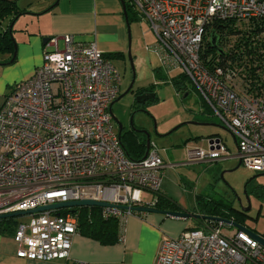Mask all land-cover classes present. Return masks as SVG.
<instances>
[{"label": "built area", "instance_id": "obj_1", "mask_svg": "<svg viewBox=\"0 0 264 264\" xmlns=\"http://www.w3.org/2000/svg\"><path fill=\"white\" fill-rule=\"evenodd\" d=\"M127 3L154 35L150 50L160 68L181 71L234 139L240 165L264 174V72L257 87H247L230 69L205 65L203 57L213 31L242 29L264 19V0ZM218 41L225 53L228 45H220V36ZM45 44L41 65L14 85L0 106V215L80 200L145 206L142 194L161 189L164 163L153 143L142 159L124 152L110 109L121 91L120 74L94 43L64 35ZM229 155L222 139L212 138L207 150L190 151L189 160L212 163ZM77 209L23 216L27 222L17 223L13 233L16 257L68 260L78 234ZM100 209L101 218L117 219L120 243L125 219L135 212ZM222 226L227 225L204 221L201 229L164 240L155 264H264V248L257 241L245 231L226 234Z\"/></svg>", "mask_w": 264, "mask_h": 264}, {"label": "rangeland", "instance_id": "obj_2", "mask_svg": "<svg viewBox=\"0 0 264 264\" xmlns=\"http://www.w3.org/2000/svg\"><path fill=\"white\" fill-rule=\"evenodd\" d=\"M126 1L128 2V0ZM16 2L18 6L24 8L31 7L30 3L24 0H17ZM36 8L34 7V9ZM26 13L31 14L30 12ZM36 16L39 15L36 14ZM29 17L31 16L22 17L12 27L11 37L16 47L17 57L11 65L0 66L1 104L15 84L28 79H22V77L29 72L34 56H31L25 47L20 46V44L26 45L29 37L18 31L21 28H25L27 24L30 25ZM133 22L134 26L137 27L135 32L138 35V41L135 42L133 47L135 54L131 52L132 47L130 46L131 61L128 58L129 54L124 61L112 60L113 66L121 77L120 97L131 83L132 64L135 73L133 89L151 88L157 100L151 101L139 108L138 103H135L138 101H136L131 93L123 95L114 104L112 109L116 121L120 122L126 129L130 128V122L132 121L134 128L148 131L150 143L157 145L166 163L189 162L187 151L196 149L207 150L208 146L204 140L208 136L207 132H216L219 136H222L226 140L230 153L236 155V145L231 135L220 129V127H223L220 120L208 109L191 82L188 79L184 80L187 90L184 94H181L183 92L176 91L170 79L159 77V74H161L160 70L162 69H160L158 57L150 51L155 46V37L145 22L137 21V19ZM28 29L31 30L32 28L29 27ZM10 56L8 52H0V63L9 61ZM168 74L170 78H174L180 75L181 71L176 70ZM151 96V93H147L144 95V98L149 99ZM198 120H202V122L206 121L208 124L216 125L219 128L189 124L195 123ZM116 121H114L115 130H117ZM165 150H167V153ZM175 174L173 173L175 177L187 181L192 192L202 195V199L199 201L200 206L208 204L210 210L216 208L234 222H237V224L244 225L264 236L263 174H255L247 170L242 165H239L236 158L223 164L203 163L178 166L175 168ZM238 199H240L242 208L250 207L248 215L241 216L235 212L236 207H238L237 205H239ZM225 206H228V209ZM204 216L208 215L205 214ZM12 219L17 223H25L28 220L27 217L23 216ZM195 228L201 229L200 226H195ZM221 230L229 234L234 231V228L222 226Z\"/></svg>", "mask_w": 264, "mask_h": 264}, {"label": "crops", "instance_id": "obj_3", "mask_svg": "<svg viewBox=\"0 0 264 264\" xmlns=\"http://www.w3.org/2000/svg\"><path fill=\"white\" fill-rule=\"evenodd\" d=\"M11 1L16 2L17 0ZM24 1L29 2L31 7L24 8L18 6L16 2L17 7L21 11L30 12L31 14L25 13L17 18L14 24L24 16H31L29 17L30 25L27 24L25 28L19 29L18 32H22V34H26L29 37L28 43L26 44L25 42L26 45L20 44V46L25 47L26 51H29L28 53L34 57L29 72L22 79H29L35 69L41 65L42 53L46 45L43 43V40L50 37L61 38L64 35H72L76 42L94 43L97 49L110 62L112 60H126L128 54L130 56V46L132 47L131 52L135 54L133 47L135 42L138 41V35L135 32L137 27L134 26L133 21L126 23L121 4L123 0ZM34 7L37 8L34 9ZM36 14L39 16H36ZM137 21H139L138 18ZM29 27L32 29H28ZM58 43L60 49H63V42L59 40ZM9 61L0 63V66H6L4 64ZM160 71V78L172 80L168 74L170 72L165 70ZM164 72L165 74H163ZM189 124L218 127L210 125L206 121L202 122V120ZM207 133L208 136L204 138L207 146L208 140L212 138L222 139L226 144V140L216 132ZM140 142H143V140L140 139ZM227 149L229 150L228 146ZM190 151L192 150L187 151L188 158ZM165 152L167 153V150ZM160 156L164 163L161 189L158 193L144 192L142 194L144 205H151L154 201L156 204L157 196L159 195L176 203L181 208V211L185 210L193 214L205 215L204 212H199L200 208H198V202L199 199H202V195L192 192L187 181L173 175V173L175 174V168L178 166L203 164V162H191L189 160V162L184 163H166L161 154ZM233 158L237 159V154L232 155L230 153L228 157L212 163L223 164L224 162H230ZM155 204L153 207L161 210L155 207ZM229 219L233 221L231 218ZM194 222L196 223L192 219H175L158 213H135L125 219L123 240L120 243L104 246L78 233L73 238L69 259L50 262L29 261L17 258L16 251L19 246L13 240V234L0 233V264H74L75 262L86 264H155L161 243L166 239H176L185 230L195 228Z\"/></svg>", "mask_w": 264, "mask_h": 264}, {"label": "trees", "instance_id": "obj_4", "mask_svg": "<svg viewBox=\"0 0 264 264\" xmlns=\"http://www.w3.org/2000/svg\"><path fill=\"white\" fill-rule=\"evenodd\" d=\"M123 1L128 22L136 20L137 17L127 1ZM25 13V11H21L17 7L15 1L0 0V52H8L11 55L10 59L14 52V42L9 35V27L17 18ZM213 33L217 39L220 36V45L225 43L228 45V48L225 53H220L222 50L217 49V51H214L211 49L210 42H207L203 54L205 65L211 66V63H216V65H220L224 69L228 68L239 77L241 85L257 87L258 82L255 81L260 79L264 72V19L252 22L242 29H231L229 27L227 30L213 31ZM218 34L220 35L218 36ZM207 57H209V60L207 59L208 61L205 62ZM185 79L186 77L180 74L171 80L174 89L178 92H183L181 94H184L187 90L184 84ZM139 91H149L151 94H154L151 88L140 89ZM156 100L157 98L154 94L145 104ZM145 104L142 105L144 106ZM141 138L143 142H140V139H137L136 135L121 134L120 141L128 158L138 160L144 157L145 139ZM199 201L201 200L199 199ZM198 204V208H200L199 212H204L208 217L229 219L226 214L221 213L216 208L210 210L208 204L205 206H200L199 202ZM155 207L162 211H181V208L176 203L159 195L157 196ZM225 208L228 209V206H225ZM68 212L66 209L59 211L61 215ZM75 215L77 217V230L81 236L97 241L104 246L119 243V227L116 218H101L100 208H80L76 210ZM16 225L17 222L12 218L2 219L0 220V233L13 234ZM203 225V220L196 221L195 223L196 227Z\"/></svg>", "mask_w": 264, "mask_h": 264}, {"label": "water", "instance_id": "obj_5", "mask_svg": "<svg viewBox=\"0 0 264 264\" xmlns=\"http://www.w3.org/2000/svg\"><path fill=\"white\" fill-rule=\"evenodd\" d=\"M121 4H122L124 17H125V20H126V23H127L128 20H127V16H126L125 4H124L123 1L121 2ZM13 24H14V22L9 27L10 28L9 29V35L10 36H11ZM210 36H211L210 37V46L213 49L217 50L218 49V47H217L218 39L215 38L213 32L211 33ZM46 41H47V39H44L43 43H46ZM220 53H222V51ZM128 58L131 61L130 56H128ZM15 59H16V47H15V44H14V52L12 54V58L10 59V61L8 63H6L4 65H6V66L11 65L12 63H14ZM131 70H132V80H131L130 85L128 86V88L126 89V91H125V93L123 95L128 94L130 89L134 85L135 73H134V68H133L132 64H131ZM153 96H154V94H152V96L150 98H152ZM121 97L119 96L111 105L110 109H111V115H112L113 121H116V119H115V117H114V115L112 113V109H113L114 104L117 101H119V99ZM149 99L142 98V100L138 101L137 103L141 104L144 101H148ZM142 111L144 112V110H142ZM116 125H117V128H118V135L121 136L122 130H123V125L120 122H118V121H116ZM130 126H131V128L134 130V132L136 134H142L144 139H145V154H144V157H145L147 155L148 150H149L150 134L148 133V131L135 129L133 124H132V121L130 122ZM220 129L223 130L224 132H227V130L224 127H220ZM233 141H234V139H233ZM238 162H239V165H240L239 159H238ZM247 202H248V199H247ZM238 203H239L240 207H242L240 199H238ZM85 207L131 210V211H133L135 213H156V214L158 213V214H162V215H164L166 217L175 218V219H183V220L192 219L194 221L203 220V221H208V222L220 223V224H224V225H227V226H231V227L235 228L238 231L247 232L255 241H257L264 248V237L263 236L255 233L254 231L246 229L243 225H239V224L231 221L230 219L221 218V217H208V216H204V215H200V214H193V213H190V212H186L185 210H182L181 212L161 211V210H157L153 206L151 207L149 205L127 207V206L113 205V204H109V203H105V202H97V201H93V200L70 201V202H65V203H56V204H52V205L42 206V207L36 208L34 210H31V211H27V212H17V213H13V214L0 215V220L8 219V218H17V217H22V216H27V215H35V214H38V213H41V212H44V211H57V210H61V209H70L71 212H74V209H76V208H85ZM240 209H241L242 213H247L250 210V207L248 206L247 208H240Z\"/></svg>", "mask_w": 264, "mask_h": 264}, {"label": "flooded vegetation", "instance_id": "obj_6", "mask_svg": "<svg viewBox=\"0 0 264 264\" xmlns=\"http://www.w3.org/2000/svg\"><path fill=\"white\" fill-rule=\"evenodd\" d=\"M129 93H131L133 96H134V98L136 99V101H141L142 100V98H144V95L145 94H147V93H150L149 91H146V92H141V91H139L138 89H133V87L130 89V91H129ZM128 93V94H129ZM119 96H120V94H119ZM118 96V97H119ZM136 104H137V102H135ZM145 103H147V101H144L143 103H141V104H137V105H139L138 107L139 108H141L140 107V105H142V104H145ZM116 128V127H115ZM117 129V128H116ZM135 129H137V130H141V129H139V128H135ZM127 135V134H130V135H136V137H137V139L139 138V139H142L141 137H143V135L142 134H139V135H137L135 132H134V130L131 128V126H130V128L129 129H126L124 126H123V130H122V135ZM238 207H236V211L235 212H237V213H239L241 216H246V215H248L247 213H242L241 212V209L240 208H242V207H240L239 205H237ZM255 232V231H254ZM257 233V232H256ZM257 234H259V233H257ZM260 235V234H259ZM262 236V235H261ZM264 237V236H263Z\"/></svg>", "mask_w": 264, "mask_h": 264}, {"label": "bare ground", "instance_id": "obj_7", "mask_svg": "<svg viewBox=\"0 0 264 264\" xmlns=\"http://www.w3.org/2000/svg\"><path fill=\"white\" fill-rule=\"evenodd\" d=\"M76 212V211H75Z\"/></svg>", "mask_w": 264, "mask_h": 264}]
</instances>
